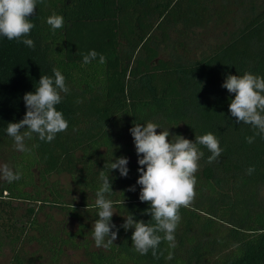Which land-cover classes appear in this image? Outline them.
I'll return each instance as SVG.
<instances>
[{"label": "trees", "instance_id": "16d2710c", "mask_svg": "<svg viewBox=\"0 0 264 264\" xmlns=\"http://www.w3.org/2000/svg\"><path fill=\"white\" fill-rule=\"evenodd\" d=\"M216 1L45 0L30 17L33 48L0 36V162L22 173L11 183L0 178V255L8 248L9 264H264V138L235 122L229 112L235 94L221 86L227 75L264 78V0H223L214 10ZM53 12L64 18L55 34L46 23ZM228 19L235 29L189 63L160 54L157 45L169 40L171 26ZM90 50L106 62L84 64L81 54ZM54 68L69 88L56 106L67 130L51 142L33 134L25 141L30 151L19 152L7 124L23 119L24 94L35 91L40 76L54 78ZM149 121L190 141L212 133L223 149L209 163L211 153L198 145L204 155L195 197L179 210L176 247L162 241L158 258L151 249L135 251L134 229L119 227L127 212L154 223L144 214L149 204L139 200L141 166L129 131ZM121 156L128 159L127 177L108 167ZM101 172L111 179L106 198L119 229L108 247H97L91 230ZM63 174L83 192L76 203L65 199ZM130 186L135 191H126ZM69 250L83 258L65 263Z\"/></svg>", "mask_w": 264, "mask_h": 264}, {"label": "clouds", "instance_id": "9594fccd", "mask_svg": "<svg viewBox=\"0 0 264 264\" xmlns=\"http://www.w3.org/2000/svg\"><path fill=\"white\" fill-rule=\"evenodd\" d=\"M37 3L45 4V0H0V36L33 48L34 41L27 37L34 27L30 17L35 13ZM46 23L55 34L63 27L64 18L53 12ZM81 55L84 64L91 63L97 57L100 64L106 62L105 56L95 50ZM52 71L54 78L40 76L35 91L24 94L26 112L23 119L7 124L6 133L13 138L14 148L19 152L30 151L25 141L31 139L33 134H37L41 141L51 142L58 133L67 130L68 122L56 106L62 100L60 93H68L69 88L61 71L56 68ZM221 86L235 94L229 103V112L235 122L251 125L256 130L255 134L264 138V78L248 72L242 76L227 75ZM157 129H160L159 133ZM129 131L138 157L137 163L141 166L137 169L139 177L136 180V184L141 186L139 200L149 204L144 214L150 215V221L154 223L135 220L127 212L124 223L119 227L125 231L134 229L131 242L135 251L145 255L151 249L152 255L158 258L156 249L162 241L168 242L170 248L176 247L175 231L181 219L179 210L188 207L195 197V173L204 155L198 145L206 147L211 153L209 163L216 161L223 149L212 133L195 136V140L190 141L182 135L170 134L169 128L162 129L151 121L146 124L134 123ZM170 135L171 140L168 139ZM254 138L246 137V142L252 143ZM127 164L128 159L121 156L115 158V162H110L108 167L109 170H118L121 177H127ZM247 171L251 174L254 167H249ZM21 175V172H14L7 165L0 166V178L9 183L19 180ZM99 179L102 183L95 193L98 218L93 221L91 230L95 245L108 247L117 239L119 229L111 220L115 213L113 201L106 198V194L113 192L111 179L103 172ZM126 191H135V186H130ZM172 258L169 253L167 259Z\"/></svg>", "mask_w": 264, "mask_h": 264}, {"label": "rangeland", "instance_id": "374dc122", "mask_svg": "<svg viewBox=\"0 0 264 264\" xmlns=\"http://www.w3.org/2000/svg\"><path fill=\"white\" fill-rule=\"evenodd\" d=\"M223 0H217L211 7L217 10ZM234 19H228L225 24H215L210 22L203 27L184 28L181 24L171 26L169 40L157 47L162 56L174 59L176 63L187 64L189 61L199 57L202 53L208 52L214 43L221 42L235 29ZM182 31V33H181ZM183 43L179 45L178 43ZM0 166L3 164L0 162ZM66 190L65 199L67 201L78 202L83 192L80 188L72 184L68 175L60 176ZM259 194L264 202V185L260 186ZM75 197V198H74ZM9 249L5 248L0 255V264H9ZM79 251H67L65 263L82 259Z\"/></svg>", "mask_w": 264, "mask_h": 264}]
</instances>
